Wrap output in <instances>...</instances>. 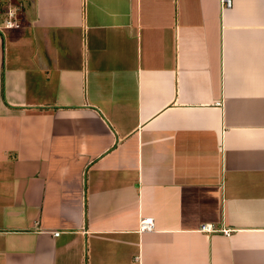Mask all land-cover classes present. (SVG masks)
I'll use <instances>...</instances> for the list:
<instances>
[{"label":"crops","instance_id":"crops-1","mask_svg":"<svg viewBox=\"0 0 264 264\" xmlns=\"http://www.w3.org/2000/svg\"><path fill=\"white\" fill-rule=\"evenodd\" d=\"M10 1L0 264L263 263L264 0Z\"/></svg>","mask_w":264,"mask_h":264},{"label":"built area","instance_id":"built-area-1","mask_svg":"<svg viewBox=\"0 0 264 264\" xmlns=\"http://www.w3.org/2000/svg\"><path fill=\"white\" fill-rule=\"evenodd\" d=\"M220 6L222 8L229 7L231 4V0H219ZM22 8V4L18 2H12L10 0H0V31L4 28L17 26L19 24L18 21V14L20 13ZM150 219L149 218H141L139 221V226L142 228H149L150 227ZM201 230H208L210 225L208 224H201L199 227ZM223 233L228 232V228H221ZM57 234L58 232H53ZM261 264H264L261 263Z\"/></svg>","mask_w":264,"mask_h":264}]
</instances>
